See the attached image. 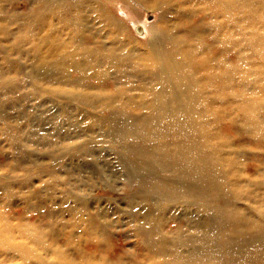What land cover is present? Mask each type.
<instances>
[{
  "label": "bare ground",
  "instance_id": "bare-ground-1",
  "mask_svg": "<svg viewBox=\"0 0 264 264\" xmlns=\"http://www.w3.org/2000/svg\"><path fill=\"white\" fill-rule=\"evenodd\" d=\"M27 1L33 69L20 78L46 75L58 83L54 98L71 94L94 112L90 126L108 128L137 183L132 198L144 199L138 232L160 256L148 263L264 264V161L245 146L264 139V0ZM120 8L155 14L143 26V47L129 40ZM6 29L0 22L4 36ZM14 78L0 71L7 98ZM166 205L202 212L195 233L160 228ZM46 232L0 224V251L43 263L36 250L45 249L54 256L49 264H105L93 254L67 258L63 247H48ZM12 234L22 241H10ZM84 236L74 247L107 244L92 228Z\"/></svg>",
  "mask_w": 264,
  "mask_h": 264
},
{
  "label": "rangeland",
  "instance_id": "rangeland-1",
  "mask_svg": "<svg viewBox=\"0 0 264 264\" xmlns=\"http://www.w3.org/2000/svg\"><path fill=\"white\" fill-rule=\"evenodd\" d=\"M0 5V22L7 25L5 40L0 33V71L8 78L19 77V80L10 79L8 98L0 91V224L43 227L47 230L48 247H63L66 257L77 262L85 261L84 256L92 260L93 254L98 262L105 264L115 261L149 264L152 252L145 246L144 234L138 232L142 227L139 210L144 199L141 195L132 198L137 183L125 172L108 128L90 126L94 112L76 103L71 94L54 98L50 93L58 83L49 82L46 75L36 83L20 78L33 69L30 43L33 32L26 22L23 24L28 1L0 0ZM140 10L120 8L115 12L129 29L131 43L143 47L148 36L143 26L153 21L155 14ZM55 24L59 28L60 24ZM86 25L94 34L105 33L92 29L94 24L90 22ZM16 36L20 37L19 42ZM62 36L67 34L63 31ZM20 70L23 72L19 73ZM9 132L16 134L14 140L7 137ZM263 140L245 145L256 150L257 163L264 161ZM249 187L259 189L254 185ZM194 207L166 205L162 213L167 226L164 222L160 228L195 233L202 212L198 213ZM90 228L97 239L102 237L107 244L95 248L87 244L85 248L84 234ZM12 235V242L23 239L18 234ZM81 242L83 248L74 247ZM82 249L87 252L83 253ZM37 250L46 259L43 263L8 250L0 251V264L53 262V255L45 249ZM152 258L160 259V256Z\"/></svg>",
  "mask_w": 264,
  "mask_h": 264
}]
</instances>
